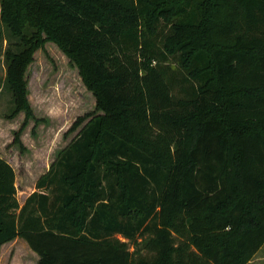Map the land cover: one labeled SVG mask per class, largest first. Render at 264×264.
Segmentation results:
<instances>
[{"label":"trees","instance_id":"trees-1","mask_svg":"<svg viewBox=\"0 0 264 264\" xmlns=\"http://www.w3.org/2000/svg\"><path fill=\"white\" fill-rule=\"evenodd\" d=\"M3 12L24 45L4 53L14 112L32 113L26 70L50 38L102 113L75 120L23 205L0 156V253L22 237L38 264H250L264 246V0H4Z\"/></svg>","mask_w":264,"mask_h":264},{"label":"rangeland","instance_id":"rangeland-1","mask_svg":"<svg viewBox=\"0 0 264 264\" xmlns=\"http://www.w3.org/2000/svg\"><path fill=\"white\" fill-rule=\"evenodd\" d=\"M0 0V30L3 33L0 55V156L9 161L16 171L17 198L23 205L26 196L35 191L38 176L47 172L52 162L82 128L71 129L79 116L97 111V100L72 60L53 39L44 38L36 48L26 70L28 99L32 113L26 109L15 111L12 91L6 83L8 47L18 50L24 45L12 27L3 20ZM28 31H31L29 29ZM118 131L122 123L108 120ZM147 145L161 143L157 132L135 128ZM132 249L134 247L132 246ZM33 252L22 237L5 243L0 253V264H38ZM250 264H264V246Z\"/></svg>","mask_w":264,"mask_h":264},{"label":"crops","instance_id":"crops-1","mask_svg":"<svg viewBox=\"0 0 264 264\" xmlns=\"http://www.w3.org/2000/svg\"><path fill=\"white\" fill-rule=\"evenodd\" d=\"M40 176H41V175H40ZM40 176H38V178H39ZM37 180H38V179H37ZM35 189H36V187H35ZM30 194H31V193H30ZM30 194H29V195H30ZM29 195H27V196H26V198H27ZM25 200H26V199H25ZM24 202H25V201H24ZM2 247H3V246H2ZM32 250H33V249H32ZM33 252H35V251L33 250ZM35 253H36V252H35ZM35 255H36V254H35ZM36 256H37V258H38V260H39V259H40V256H39V254H38V253H37V255H36Z\"/></svg>","mask_w":264,"mask_h":264}]
</instances>
